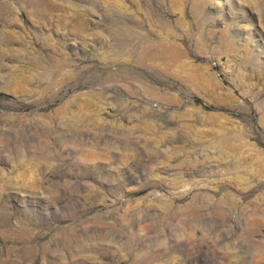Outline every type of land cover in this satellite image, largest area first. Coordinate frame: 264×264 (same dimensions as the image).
I'll use <instances>...</instances> for the list:
<instances>
[{
    "label": "rangeland",
    "instance_id": "374dc122",
    "mask_svg": "<svg viewBox=\"0 0 264 264\" xmlns=\"http://www.w3.org/2000/svg\"><path fill=\"white\" fill-rule=\"evenodd\" d=\"M0 264H264V0H0Z\"/></svg>",
    "mask_w": 264,
    "mask_h": 264
},
{
    "label": "bare ground",
    "instance_id": "6f19581e",
    "mask_svg": "<svg viewBox=\"0 0 264 264\" xmlns=\"http://www.w3.org/2000/svg\"><path fill=\"white\" fill-rule=\"evenodd\" d=\"M120 33H122L121 31H116V30H114V35L115 34H120ZM123 35H127V36H129L130 34H131V32L128 30V29H126L125 31H123V33H122ZM127 39V38H126ZM129 39V38H128ZM135 54V53H134ZM137 55H136V57L134 58V59H139V58H143L144 57V55H146V57H147V59L149 60V61H153L155 58H158V57H162V55L163 54H149L148 52H145L144 50H142L141 52H140V54H139V51L136 53Z\"/></svg>",
    "mask_w": 264,
    "mask_h": 264
}]
</instances>
